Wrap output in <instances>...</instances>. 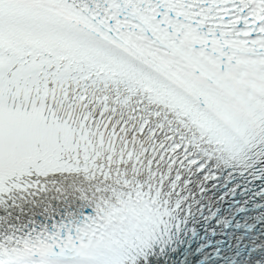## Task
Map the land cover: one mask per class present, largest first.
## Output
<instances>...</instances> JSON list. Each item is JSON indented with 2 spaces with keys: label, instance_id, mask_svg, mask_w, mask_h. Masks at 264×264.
I'll use <instances>...</instances> for the list:
<instances>
[{
  "label": "snow or ice",
  "instance_id": "1",
  "mask_svg": "<svg viewBox=\"0 0 264 264\" xmlns=\"http://www.w3.org/2000/svg\"><path fill=\"white\" fill-rule=\"evenodd\" d=\"M262 175L264 0H0V264H233Z\"/></svg>",
  "mask_w": 264,
  "mask_h": 264
}]
</instances>
